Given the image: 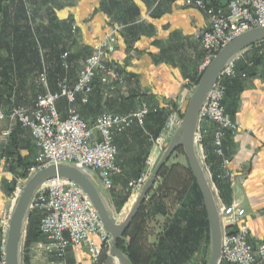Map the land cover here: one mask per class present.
<instances>
[{
  "label": "crops",
  "instance_id": "obj_1",
  "mask_svg": "<svg viewBox=\"0 0 264 264\" xmlns=\"http://www.w3.org/2000/svg\"><path fill=\"white\" fill-rule=\"evenodd\" d=\"M204 1L213 7L226 5V0ZM27 8L35 26L48 28L54 24L53 18H57L61 29L55 33L62 38L72 58L69 69L64 68L72 83L77 80L83 60L91 54L94 45L116 23L124 26L118 34L116 52L109 56L108 62L117 67L125 84L111 91L110 84L96 81L89 104L78 102L79 112L89 123H94L102 112L127 115L139 110L144 103L152 108L151 113L163 111L168 120L172 116L182 117L201 75L199 65L206 56L196 41L197 33L208 24L203 10L188 6L186 0H111L110 3L108 0H31ZM0 9L1 22L13 27L22 26L20 1L0 0ZM66 26L70 32L64 30ZM73 26L77 27L76 32H73ZM10 32L3 31L0 23V96L6 111L17 105H33L39 96L36 90L41 86L46 90L37 71L25 77L26 67H17L12 62L22 48V38ZM78 60L80 66L73 71L72 65ZM235 66L238 76L230 84L226 105L240 130L224 143L231 160L226 170L237 176L233 186L220 178L224 172L220 160L210 153L212 124L205 123L203 127L207 130L205 142L210 153L209 165L219 179L224 195L220 200L225 205L238 203L246 211L243 221L249 229L250 241L257 244L264 241V43L249 48L236 59ZM47 88L50 90L49 84ZM31 89L32 92L28 91ZM59 110L63 118L67 117L66 102L59 104ZM10 126L8 120L0 121V246L4 237L2 216L7 212L16 185L26 179L22 176L24 171L29 174L37 153L30 132L19 124L13 127L9 140L3 137V132ZM145 138L139 127L119 137L117 164L141 168L138 158L142 152L138 149ZM151 145L147 155L159 159L158 148ZM8 155L15 160L5 163L3 157ZM154 191V199L146 202L148 227L141 242L150 254L170 247L172 243L166 234L181 208L179 203V209L172 210L165 203L167 194L157 192V188ZM112 199L116 210L121 211L127 208L130 196L116 194ZM205 240L196 246L193 254L178 257L174 264H203L205 255L201 247ZM181 241H177L178 247H182ZM35 243L32 242L31 247L34 248ZM31 247L26 255L29 264H43ZM85 256L89 259L85 246L75 247L69 252V263L91 264L89 260L85 262ZM153 259L150 264L155 261Z\"/></svg>",
  "mask_w": 264,
  "mask_h": 264
},
{
  "label": "built area",
  "instance_id": "obj_2",
  "mask_svg": "<svg viewBox=\"0 0 264 264\" xmlns=\"http://www.w3.org/2000/svg\"><path fill=\"white\" fill-rule=\"evenodd\" d=\"M186 3L203 10L208 17L207 28L196 35V41L206 55L201 72L235 38L250 29L264 27V0H226L224 7L209 6L204 0H186ZM121 29L115 25L94 45L74 83L66 76L60 81L57 91H50L44 69L40 74V81L46 87V92L40 94L33 105L13 106L6 111L0 101V121L8 120L11 124L3 132V137L9 140L13 127L19 124L30 132L37 149L28 177L16 185L10 198V212H4L1 219L4 237L0 246V264H7L6 237L11 212L24 185L35 172L50 165H76L92 172L108 192L113 190L115 178L122 175V168L117 164V139L136 127L145 130L146 119L152 108L144 103L139 110L127 115L105 111L92 124L78 110V102L82 105L89 104L97 80L110 84L111 91L125 84V79L117 71V67L108 62L109 56L116 52ZM72 30L76 32L77 27L73 26ZM68 57L69 53L63 56L66 70L70 67ZM235 61L225 67L212 87L200 111L197 132L198 149L206 165L207 130L203 125L212 124L213 155L220 159V167L224 171L220 178L231 186L237 182V176L226 170L231 160L225 152L224 143L228 137L235 136L240 127L227 112L224 101L227 93L225 81L238 75ZM61 102L67 103L65 118L59 110ZM181 122L182 119L172 116L158 137L145 131L148 141L158 148L160 155L165 152L168 141ZM3 160L5 163L13 162V158L8 156H4ZM157 161L158 158L148 156L139 184L146 182ZM206 168L212 180V174L207 166ZM214 188L219 199L223 224L222 263H264V241L257 244L250 241L249 229L243 221L246 211L238 203H222L215 185ZM32 213L40 215V234L43 241L37 247L44 254L47 264H71L68 261L70 250L82 246L87 248L91 264H103V253L110 250L112 239L94 204L78 185L59 177L43 183L31 203L30 214Z\"/></svg>",
  "mask_w": 264,
  "mask_h": 264
},
{
  "label": "water",
  "instance_id": "obj_3",
  "mask_svg": "<svg viewBox=\"0 0 264 264\" xmlns=\"http://www.w3.org/2000/svg\"><path fill=\"white\" fill-rule=\"evenodd\" d=\"M260 43H264V27L253 28L244 32L214 56L194 89L178 130L171 136L170 143L163 156L123 222L118 220L116 208L108 191L104 189L92 172L85 171L76 165L62 163L47 166L31 175L11 212L6 237L7 264H25V238L31 203L37 189L43 183L57 177L78 185L90 198L103 220L112 239L110 252L103 264H116L117 261L120 264H132L128 256L120 249L119 242L124 238L142 205L155 188L161 169L169 163L173 154L181 148L184 149L190 170L202 194L208 216L210 255L206 264H222V215L218 196L197 145L199 115L212 87L218 81L225 67L249 48ZM8 206L7 212L9 213L12 206L11 202L8 203Z\"/></svg>",
  "mask_w": 264,
  "mask_h": 264
},
{
  "label": "trees",
  "instance_id": "obj_4",
  "mask_svg": "<svg viewBox=\"0 0 264 264\" xmlns=\"http://www.w3.org/2000/svg\"><path fill=\"white\" fill-rule=\"evenodd\" d=\"M18 1H20L21 5L23 6L22 13L20 16L21 18H19V20L21 19L23 22L22 26L13 27L5 22L4 23L1 22L0 20V23H2L3 31L7 32L10 30L12 33L19 34L22 38V48L20 52L17 54V56L13 57L12 62L15 63L17 67L19 66L26 67L27 71L24 70V75H23L25 77L30 75L31 72L34 71H37V76L39 75L40 77V74L43 72L44 69H46L50 90L55 92L58 90L60 81L66 76L65 69L63 66L64 64L63 56L64 54L69 53L65 45L61 41L62 38H60V36H58L55 33L61 29V26L58 25L59 23L57 22V18H53L52 21L54 22V24L48 28L47 27L42 28L41 26L33 25L32 22L33 20L31 19L29 14V9L27 8L28 2H30L31 0H18ZM34 1H38V0H34ZM110 2L111 0H108V3ZM3 19L4 18H2V20ZM116 25L120 26L122 29L124 28V26L119 23H116ZM67 29L68 28L66 26V29L64 30L66 31ZM67 32H70V29L67 30ZM71 60L72 58L71 55L69 54V57L67 59L69 66ZM203 73L204 71L201 72V75L196 80L195 86L198 85ZM235 78L227 79L225 81L227 86L226 98L227 95L229 94L230 84ZM45 92L46 90L42 89V92H40L39 94H44ZM226 98L224 104L226 106L227 112L230 114L229 109L226 105ZM0 101L3 103V100H1V96H0ZM183 115L184 112L181 114V116L183 117ZM167 121L168 119L163 111H158L156 113L152 112L149 114V116L146 119L145 130L141 128L140 129L144 132V134L146 131L147 133L151 134L153 137H158L164 130ZM146 138L148 141L147 136ZM205 147L207 154L206 166L208 167V169L212 174V182L218 189L219 197L220 199L223 200L224 195L222 194V191L219 187L220 185L219 179L217 178L216 174L213 172V169L209 165L210 153L213 155V149L211 148L209 153L206 142H205ZM178 151L179 149L176 152ZM8 157L13 158V161L15 160L13 156L8 155ZM167 170H168L167 165L161 169L159 173V179L161 178L165 179L167 177ZM187 171L189 173V178H190L189 181L191 183V187L189 188V191H191L192 193L190 194L187 193V185H185L183 186L182 192L178 194L179 197L185 198V201L184 203L181 202L183 204H181V208L178 211L177 215L174 217L171 226L166 234L167 239H169L172 244L170 245V247L164 250L159 249L158 251H156L157 253L155 254H150L143 248L141 242L143 240L145 225L148 217V214L146 212L147 201H145L137 217L135 218V220L127 230L124 238L119 242L120 249L128 256L132 264H150L154 257H155L154 258L155 261L152 264H174L175 260H177L178 257L181 258L188 257V254H193L195 252L196 246H198L199 243L202 240H204V238L210 242L209 221H208V216L204 205L203 197L190 168H188ZM22 176L23 178L28 177L27 170L24 171V174ZM164 189H165L164 185L159 186L157 188V192H162ZM152 192H154V195L150 197L149 201L153 200L155 197V191L153 190L151 191V193ZM127 198H128V194H127ZM124 203L125 201L122 203V205H124ZM39 222H40L39 214L37 213L35 215L30 214L29 226L27 230L26 246L32 241L41 238V234L39 232V227H38ZM180 240H182L181 241L182 247L177 246V241ZM162 252L163 254H161ZM167 252H168L167 254L168 258L165 255V253ZM107 253L108 250H105L102 256V263L105 262Z\"/></svg>",
  "mask_w": 264,
  "mask_h": 264
},
{
  "label": "rangeland",
  "instance_id": "obj_5",
  "mask_svg": "<svg viewBox=\"0 0 264 264\" xmlns=\"http://www.w3.org/2000/svg\"><path fill=\"white\" fill-rule=\"evenodd\" d=\"M84 54L88 55L86 53H84ZM205 59H206V56L203 59L202 63L199 65L200 71H201V67H202L203 63L205 62ZM83 61H85V60H83ZM79 66H80V60H78V62H76V63L74 61L73 65H72L73 71L76 70L77 67L79 68ZM53 81H54V79H53ZM42 89H43L42 86L39 87V89L36 90L37 91L36 94H39L40 92H42ZM28 91L32 92V89L28 90ZM33 92H34V90H33ZM192 94H193V92H192ZM186 106L184 107L185 109H186ZM185 109H184V112H185ZM115 113H117V112H115ZM118 114H121V113H118ZM180 119H183V117H181ZM143 140H142L141 146H139V149H138L140 151V153L142 152L138 158V163L141 165V168L140 167L137 169L136 168H126V167H121L119 165L122 168L123 173H122V175L115 178L114 188H113L112 192H108L112 202H113L112 198H114V196L116 194L123 195V196L128 194L130 196V200H129V204H128L127 208L125 210H121V211L116 210L117 217H118V220L120 222L124 221L127 214L132 209V207L134 206L139 194L141 193V191H142V189L146 183L145 182V183L139 184V180H140L143 172H145L146 160H147L148 156H150V155H147V150L149 149V147H152V145L149 141H145L146 138L144 141ZM169 143H170V141H168V145H169ZM153 148H155V147H153ZM152 151L153 152H151V153H152V155H154L156 152H154L155 151L154 149ZM163 154L159 156V159L156 162V165L160 161ZM201 157H202V155H201ZM156 165H155V167H156ZM167 166H168L167 177L165 179H163V178L159 179L158 183H156L155 188L153 190H155L159 186L164 185L165 189L162 191V193L167 194V197L165 198L166 199L165 203L168 205L169 208L176 211L179 209V203H181V202L184 203V201H185V198H181L178 195L182 192L183 186L187 185V193L188 194L192 193L191 191H189V188L191 187V183L189 181L190 178H189V173L187 171V169L190 167H189L188 160L186 158V155H185L183 148L179 149L178 152H175L173 154V156L171 157ZM155 167L152 169V171L147 176V180L150 178ZM149 195L151 197V193ZM150 197L148 196V199L146 201H149ZM180 199H181V201H180ZM186 199H187V197H186ZM183 203H181V204H183ZM113 205H114V202H113ZM114 207H115V205H114ZM32 214L35 215L36 213H32ZM28 226H29V219H28V225H27V229H26V238H27ZM38 227H39V232H40V222H39ZM147 227H148V222L145 225V230ZM26 238H25V259H24L25 264H29V261H27L26 255H27V251L31 247L32 242H36L34 245V248L31 247V250L33 251V253L36 254L38 258L42 259L43 264H47V260L44 256V254L37 247V245L43 241L42 237L40 239L36 238L37 240L32 241L27 246H26ZM205 241L206 242L201 247V252H203V256L205 255V259H204L203 264L207 263L209 255H210V242L208 240H205ZM109 252H110V250L108 251L107 255L109 254ZM68 256H69V254H68ZM85 258H86V256H85ZM88 260L89 259L86 258L85 262ZM68 261H69V259H68ZM116 264H120V263L117 261ZM222 264H224V263H222Z\"/></svg>",
  "mask_w": 264,
  "mask_h": 264
}]
</instances>
